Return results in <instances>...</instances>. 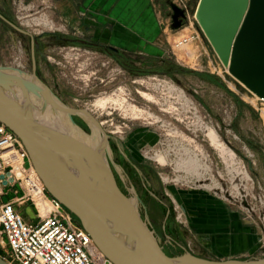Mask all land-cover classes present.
Listing matches in <instances>:
<instances>
[{"label":"rangeland","instance_id":"obj_1","mask_svg":"<svg viewBox=\"0 0 264 264\" xmlns=\"http://www.w3.org/2000/svg\"><path fill=\"white\" fill-rule=\"evenodd\" d=\"M69 3L84 6L0 0V9L17 28L54 35L44 36L40 45L50 58L42 81L67 106L87 109L109 135L111 169L165 254L264 259V99L222 64L194 17L198 0H137L139 15L153 14L158 28L138 41L128 32L119 54L107 47L119 46L101 32V16L72 17L64 5ZM171 3L186 14L176 29ZM191 32L195 40L174 47ZM29 45L27 36L0 21V65L31 73L21 67ZM148 45L158 49L146 51ZM130 53L137 63L134 83ZM72 120L75 131L93 138L88 119L89 124ZM239 153L251 160V168ZM23 191L20 183L5 188L0 204L14 198L24 219L30 211L38 219L43 212L37 201L19 200ZM7 253L0 243V256L8 258Z\"/></svg>","mask_w":264,"mask_h":264},{"label":"water","instance_id":"obj_2","mask_svg":"<svg viewBox=\"0 0 264 264\" xmlns=\"http://www.w3.org/2000/svg\"><path fill=\"white\" fill-rule=\"evenodd\" d=\"M170 7L176 29L186 14L174 3ZM194 17L228 72L264 99V0H198ZM45 110L65 115L73 125L71 114H81L92 124V143L80 144ZM0 121L23 144L47 193L113 263L180 264L176 259L184 258L186 264H264V259L213 260L188 252L166 255L135 203L116 183L109 135L86 110L64 104L34 73L0 65ZM247 162L251 168V160ZM0 264L8 263L0 256Z\"/></svg>","mask_w":264,"mask_h":264},{"label":"built area","instance_id":"obj_3","mask_svg":"<svg viewBox=\"0 0 264 264\" xmlns=\"http://www.w3.org/2000/svg\"><path fill=\"white\" fill-rule=\"evenodd\" d=\"M196 37L195 32L183 34L174 47ZM15 183L22 184L24 189L19 200L35 203L33 193H37L49 203V208L37 215V221L28 222L16 209L15 200L0 204V243L7 248L8 258H2L8 264H115L63 205L47 193L23 144L0 121V194Z\"/></svg>","mask_w":264,"mask_h":264},{"label":"crops","instance_id":"obj_4","mask_svg":"<svg viewBox=\"0 0 264 264\" xmlns=\"http://www.w3.org/2000/svg\"><path fill=\"white\" fill-rule=\"evenodd\" d=\"M57 1H79L83 3V7H75L70 3L65 5V9L68 10L72 17L75 14L87 13L88 17H93L95 15L101 16V32L105 34V38L110 40L120 47H127V34L130 32H135L133 36L137 41L138 37L148 39L153 36L157 31L158 25L155 21V16L147 11L143 15H139V10L137 6V0H57ZM59 9V8H57ZM64 10V6L62 8ZM89 21V20H88ZM76 24L72 27H77L79 21H74ZM92 23L91 21H89ZM133 26V30H128ZM134 34V33H133ZM131 41L132 39L129 38ZM155 45H148L146 51L153 52L158 49ZM138 47V46H137ZM8 186L7 188H9ZM8 200V199H7ZM9 200H14L9 199ZM28 222H35L37 218L33 212L30 211V216L25 219ZM222 255L221 253H219ZM230 255L227 252L224 255Z\"/></svg>","mask_w":264,"mask_h":264},{"label":"flooded vegetation","instance_id":"obj_5","mask_svg":"<svg viewBox=\"0 0 264 264\" xmlns=\"http://www.w3.org/2000/svg\"><path fill=\"white\" fill-rule=\"evenodd\" d=\"M182 8V7H181ZM185 11V10H184ZM185 20V19H184ZM183 20V22H184ZM0 21L9 24V20L6 18V14L4 13L3 10L0 9ZM182 22V24H183ZM10 25V24H9ZM12 26V25H11ZM13 27V26H12ZM14 30H16L17 32L22 33L23 35L27 36L29 38V48L28 50L23 49L25 52V55L28 56V58H23L24 64L21 66L23 69H27L29 70L31 73H34L41 81H44V77L47 76V73L50 71L48 66L46 65V62L49 61L50 58L46 57L44 54H42V51L40 49V45L43 44V37H50V36H54V35H49V34H45V35H40V36H34L31 33L21 29V28H15L13 27ZM56 38H60V37H56ZM64 38V37H62ZM61 38V39H62ZM90 42H87V44H89ZM97 45H101V44H97ZM108 49L112 50L113 52H115L116 54H119L121 49L119 47L113 46V45H107ZM130 59V74H129V81L134 83L136 82V77H137V73H136V57L135 55H132L131 53L129 54ZM40 60L43 61L44 67H40ZM42 69L44 70V72L42 71ZM42 71V74L39 73V71ZM94 73V72H93ZM95 77V76H94ZM103 81V79H100ZM57 94V93H56ZM58 95V94H57ZM59 96V95H58ZM60 97V96H59ZM60 99H62L60 97ZM63 100V99H62ZM75 110H86L85 108H73ZM112 112V111H111ZM71 117L74 119V121H80L82 124H89V122L79 113L75 112L71 114ZM101 124H103V122L101 121ZM133 158V157H131ZM134 159V158H133ZM113 170V174L116 180V183L118 185V187L121 189V191H124V188L121 184V180L119 175L117 174V172ZM154 211L151 209H148V214H150L151 218L153 216Z\"/></svg>","mask_w":264,"mask_h":264},{"label":"bare ground","instance_id":"obj_6","mask_svg":"<svg viewBox=\"0 0 264 264\" xmlns=\"http://www.w3.org/2000/svg\"><path fill=\"white\" fill-rule=\"evenodd\" d=\"M44 113L47 115L51 114L52 115L51 117L58 123V125H60L62 129L67 131V133H69V135L73 139L78 141L83 146H86L89 143H92L91 142L92 138L90 139L85 134L74 130V128L76 127H74L73 124H71V122L67 120V117L65 115L61 113L53 112L50 110H45ZM90 146H93V145H90ZM33 199L35 202L37 201L36 207L38 206L39 212H43L44 209L46 210L49 208V203L43 197L39 196L37 193H33ZM45 206H48V207H45ZM176 261L179 262L180 264H186L188 260L184 258H178L176 259Z\"/></svg>","mask_w":264,"mask_h":264},{"label":"trees","instance_id":"obj_7","mask_svg":"<svg viewBox=\"0 0 264 264\" xmlns=\"http://www.w3.org/2000/svg\"><path fill=\"white\" fill-rule=\"evenodd\" d=\"M77 223H79V222L77 221Z\"/></svg>","mask_w":264,"mask_h":264}]
</instances>
